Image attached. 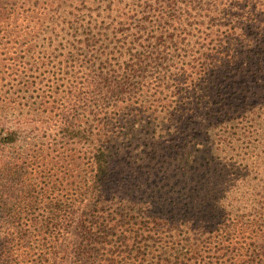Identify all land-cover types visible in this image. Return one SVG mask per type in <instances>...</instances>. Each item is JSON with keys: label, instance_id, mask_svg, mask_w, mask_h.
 Listing matches in <instances>:
<instances>
[{"label": "trees", "instance_id": "obj_1", "mask_svg": "<svg viewBox=\"0 0 264 264\" xmlns=\"http://www.w3.org/2000/svg\"><path fill=\"white\" fill-rule=\"evenodd\" d=\"M67 1L0 0V45L21 19L49 49L34 59L44 79L14 78L0 99V264H54L69 253L75 264H116L139 254L140 230L146 242L158 239L147 245L151 264H236L219 260L230 239L194 240L158 202L147 226L131 217V198L144 190L115 176L114 132L126 117L191 125L200 109L216 115L241 99L264 67V0ZM243 56L249 67H233ZM1 61L10 75L13 63ZM22 146L25 153L8 154ZM117 242L124 249L113 250Z\"/></svg>", "mask_w": 264, "mask_h": 264}, {"label": "rangeland", "instance_id": "obj_2", "mask_svg": "<svg viewBox=\"0 0 264 264\" xmlns=\"http://www.w3.org/2000/svg\"><path fill=\"white\" fill-rule=\"evenodd\" d=\"M72 3L80 6L75 1ZM29 7L32 8V3ZM32 16L38 17L35 13ZM47 23L44 21L43 26ZM14 26L9 43L0 45V99L4 91L13 90L9 89L12 79L32 81L35 76L44 79L46 73L45 66L38 65L37 69L39 60L34 63L36 57L49 52L45 34L32 29L33 22L27 20L20 19ZM2 58H9L13 63L10 75L3 74L5 61H1ZM238 59L232 62L233 67L243 70L249 67V59L244 56L242 62ZM252 79L258 84L254 81L248 84L251 88L239 93L241 99H228L216 115L200 109L191 125L185 117L167 121L168 116L164 121L158 118L148 123L143 116L142 120L126 117L128 121H119L114 132L118 136V146L112 156L115 176L121 184L131 188L140 186L144 190L143 194L131 198L130 204L136 211L131 212V217L147 226L146 215H158L154 207L158 202L163 217L172 220L173 227L188 230L194 240L215 243L230 239L226 254L219 260L231 258L236 264H264V67ZM34 80L41 83L39 78ZM43 84L44 81L41 89H46ZM235 87L227 89L225 96L233 93ZM29 91L18 95H29ZM17 102L24 103L25 99L18 98ZM17 116L20 118V114ZM41 127L38 136L41 141H47ZM28 129L23 128V133L29 132ZM124 132L125 137L121 134ZM29 141L25 139L22 144L25 146ZM20 150L25 153L22 146L9 150L8 154H18ZM139 233L140 239L134 244L138 245L139 254L133 259L131 255L117 259L116 264H151L150 254L146 255L147 245L157 246L158 239L150 244L145 241V232L140 230ZM154 236L158 238V234ZM119 243L112 249H124ZM75 261V254L69 253L66 262L54 264H75ZM89 263L90 260L84 261V264Z\"/></svg>", "mask_w": 264, "mask_h": 264}]
</instances>
